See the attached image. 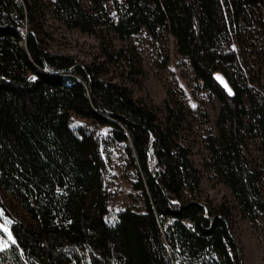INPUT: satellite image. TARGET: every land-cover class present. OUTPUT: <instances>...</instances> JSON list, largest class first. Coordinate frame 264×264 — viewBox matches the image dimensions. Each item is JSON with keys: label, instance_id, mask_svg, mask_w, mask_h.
I'll list each match as a JSON object with an SVG mask.
<instances>
[{"label": "trees", "instance_id": "16d2710c", "mask_svg": "<svg viewBox=\"0 0 264 264\" xmlns=\"http://www.w3.org/2000/svg\"><path fill=\"white\" fill-rule=\"evenodd\" d=\"M50 4L68 28L172 37L219 102L203 166L232 205L200 202L198 170L179 142L181 112L167 106L158 116L99 65L47 50L34 0H0V191L28 218L6 217L15 243L0 248V264H241L227 219L231 210L250 221L264 216V96L239 76L231 45L264 36V0ZM72 116L91 127H72ZM245 133L258 138V164L244 156ZM112 152L134 193L128 205L104 195Z\"/></svg>", "mask_w": 264, "mask_h": 264}, {"label": "rangeland", "instance_id": "374dc122", "mask_svg": "<svg viewBox=\"0 0 264 264\" xmlns=\"http://www.w3.org/2000/svg\"><path fill=\"white\" fill-rule=\"evenodd\" d=\"M34 1L31 17L41 27L40 35L47 50L70 55L82 64L99 65L105 78L125 86L135 101L153 109L158 116L160 111H166L167 106L181 112L179 142L188 150L189 158L198 170L200 202L210 207L218 204L231 206L232 197L227 187L203 166L207 156L205 139L216 132L219 102L201 86L187 60L176 53L172 37L163 34L154 40L140 31L120 39L103 24L95 25L90 32L68 28L50 4L51 0ZM83 3L91 6L87 1ZM111 16L105 13L102 17L107 19ZM254 44L257 45L233 44L231 48L235 63L240 68L239 76L242 75L252 89L264 96V36H258ZM231 72L229 76L233 78L235 74L232 76ZM216 78L227 86L220 75L216 74ZM79 125L91 127L87 120L72 116L71 126ZM253 127L256 128L254 124ZM242 151L251 164L259 163L260 144L254 133L243 135ZM120 158L119 154L112 152L108 173L102 179L104 195L113 205H128L134 193L124 175ZM0 202V225L7 228V231L0 228V248H3L5 243L13 240L12 236L9 239L6 217L24 223L28 218L16 202L2 191ZM228 218L240 263L264 264V216L250 221L231 210Z\"/></svg>", "mask_w": 264, "mask_h": 264}, {"label": "snow or ice", "instance_id": "6c2138e0", "mask_svg": "<svg viewBox=\"0 0 264 264\" xmlns=\"http://www.w3.org/2000/svg\"><path fill=\"white\" fill-rule=\"evenodd\" d=\"M0 228H4L5 231H7V228L4 225H0ZM9 239H11V234L9 233ZM13 243H15V241H12ZM3 246H7V244L5 243Z\"/></svg>", "mask_w": 264, "mask_h": 264}]
</instances>
